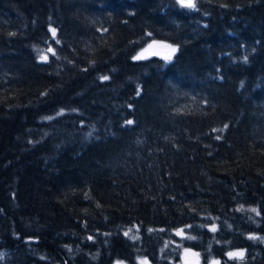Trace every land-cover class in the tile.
Instances as JSON below:
<instances>
[{"label": "trees", "instance_id": "1", "mask_svg": "<svg viewBox=\"0 0 264 264\" xmlns=\"http://www.w3.org/2000/svg\"><path fill=\"white\" fill-rule=\"evenodd\" d=\"M261 238L264 0H0V264H264Z\"/></svg>", "mask_w": 264, "mask_h": 264}, {"label": "snow or ice", "instance_id": "2", "mask_svg": "<svg viewBox=\"0 0 264 264\" xmlns=\"http://www.w3.org/2000/svg\"><path fill=\"white\" fill-rule=\"evenodd\" d=\"M177 2H178L182 7L195 8V0H177ZM49 31L51 32V36H52V38L55 40V43H56V44H60L61 41H60L59 39H56V36H57V30H56V28H53V27L50 26ZM105 31H106V29H105ZM150 47H151V45H150ZM168 47H170V46H168ZM40 51H41V54L39 55V60H40L41 62H44V63H47V62L49 61V56H48L47 53H50L52 56H56V50H55L51 45H49V46L47 47V52H46V53L43 52L42 50H40ZM172 51L175 52L176 49H175V48H172ZM56 58L59 59L58 56H57ZM140 58H141L140 55H137L136 57H133V59H140ZM245 59H247V58L245 57ZM100 79H101V80H108L109 77H108V76H102V77H100ZM139 95H140V91L138 90V91H137V96H139ZM129 108H132V105H129ZM58 114H62V113H58ZM51 118H52V117H45V119H51ZM125 124H126V125H132V124H134V121L131 120V119H129V120H126V121H125ZM227 127H228V125H224V129H226ZM224 129H219V130H218V129H213L212 131H213V132H216V131H221V132H222ZM88 135L91 136L92 133H89ZM215 138H216L217 140H219V139H221V136L217 135ZM239 210H243V209L241 208V209H239ZM250 211H252V212H256L257 215H260V213H259L256 209H254V208H253V209H250ZM187 227L190 228L191 225H188ZM137 230H138V229H137ZM149 231H151V229H150ZM210 231H216L215 225L211 226ZM131 232H132V229L129 228L127 231L124 232V235H125V236H129V234H130ZM175 235H177V236H181L182 238H184V237H185V231H184V229H183V228L177 229L176 232H175ZM130 238L133 239V240H135V239H137L138 237H137V236H130ZM186 238H187V239H195V237H191V236H188V237H186ZM249 238H250V239H256V237H254V236H250ZM88 239L91 240L92 237L89 236ZM261 239H264V238H261ZM166 246H167V245H166ZM185 251L187 252L188 249H186ZM2 255H3V254L0 253V256H2ZM195 255H198V254H195ZM227 256H228L229 258H242V257L244 256V252H243V251H238V252H228V253H227ZM117 264H119V262H117ZM140 264H148V262H147L146 259H144V260H141V261H140ZM212 264H220V262H219V261H212Z\"/></svg>", "mask_w": 264, "mask_h": 264}, {"label": "rangeland", "instance_id": "3", "mask_svg": "<svg viewBox=\"0 0 264 264\" xmlns=\"http://www.w3.org/2000/svg\"><path fill=\"white\" fill-rule=\"evenodd\" d=\"M150 45H151V47H150ZM168 46H170V47H168ZM172 48L176 49V46L172 43H169V42H166L163 40L154 39V40H150L148 43H146L137 52L136 56L140 55L141 58L146 57V56H150L153 54H162L163 56H168V55H171V53L173 52ZM185 250L186 249H184L181 253V261L184 264H199V262L201 261L199 253H197L195 250L189 249V248H188L187 252ZM238 251H242V249H238L234 252H238ZM195 254H198V255H195ZM144 259H146V258H142L141 260H144ZM213 261H217V260H213ZM147 262H148V264H150L148 260H147ZM119 264H126V263L119 262ZM209 264H212V261Z\"/></svg>", "mask_w": 264, "mask_h": 264}]
</instances>
